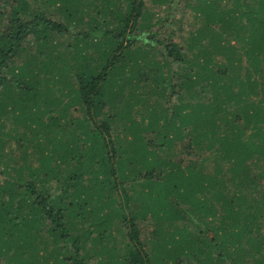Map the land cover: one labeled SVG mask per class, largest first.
Listing matches in <instances>:
<instances>
[{
	"label": "trees",
	"instance_id": "1",
	"mask_svg": "<svg viewBox=\"0 0 264 264\" xmlns=\"http://www.w3.org/2000/svg\"><path fill=\"white\" fill-rule=\"evenodd\" d=\"M99 1L0 0V264H264V0Z\"/></svg>",
	"mask_w": 264,
	"mask_h": 264
},
{
	"label": "rangeland",
	"instance_id": "2",
	"mask_svg": "<svg viewBox=\"0 0 264 264\" xmlns=\"http://www.w3.org/2000/svg\"><path fill=\"white\" fill-rule=\"evenodd\" d=\"M108 1H110V0H105V1L101 0L102 4L107 3ZM146 1L150 4L149 0H146ZM101 2L99 1V4H101ZM98 7H102V6H97V8ZM178 7H179L178 8V12L177 11L174 12L176 14H174L171 18H169V23H174L175 24L174 25L175 27L170 26V28H173L176 31V34H177L176 37L178 39L186 40V38L189 35V33L194 31L195 27L197 25H196V21L193 19L192 12L189 11L187 8H185L184 4L181 3V4H179ZM156 9L159 10V8H156ZM165 9H166L165 7L161 8V11L158 12L160 17H165L166 16ZM57 15L59 17H61L59 12L57 13ZM84 29H86V28H84ZM76 30L80 31L79 28L75 27V31H74V29H72L71 32L72 31L76 32ZM179 71H182V70H179ZM168 90L169 91H168V93H166V96L160 100L161 106H163L164 108L167 107V105H168L167 103L169 101V100H167V95L170 94V89H168ZM174 103L177 105L176 101H174ZM137 120H139V119H137ZM205 166L208 167L210 170H212V168L214 166L213 160L211 158H209V161L206 162ZM128 212L130 214V211H128ZM132 212H133V210H132ZM185 221L187 223L186 222H182V221L181 222L178 221L177 224H180L182 227H188V229L191 232H194L195 235L197 236L199 234L197 228L194 225H192L191 222H188L187 220H185ZM152 223L153 222H151L150 220L149 221H145V222L143 221V222L140 223V230H141L142 236L148 237V239L151 237L150 233L155 228ZM166 229L169 230L170 228L167 227ZM181 264H187V262H182Z\"/></svg>",
	"mask_w": 264,
	"mask_h": 264
}]
</instances>
